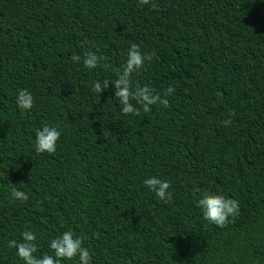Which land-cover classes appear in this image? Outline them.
<instances>
[{
  "label": "trees",
  "instance_id": "1",
  "mask_svg": "<svg viewBox=\"0 0 264 264\" xmlns=\"http://www.w3.org/2000/svg\"><path fill=\"white\" fill-rule=\"evenodd\" d=\"M150 4L0 0V264H24L8 242L25 230L38 258L71 230L91 264H264V0ZM131 43L155 54L133 85L173 86L168 107L124 114L114 85L93 91ZM97 49L110 69L83 65ZM44 124L61 133L53 153L35 151ZM152 176L171 182L167 202L143 183ZM204 193L237 200L239 214L216 226L197 206Z\"/></svg>",
  "mask_w": 264,
  "mask_h": 264
},
{
  "label": "clouds",
  "instance_id": "2",
  "mask_svg": "<svg viewBox=\"0 0 264 264\" xmlns=\"http://www.w3.org/2000/svg\"><path fill=\"white\" fill-rule=\"evenodd\" d=\"M150 0H138L139 5H149ZM150 6L155 9L157 5L151 3ZM96 51L88 50L84 53L82 63L89 69L98 66L105 70L110 69L111 65L104 63L106 57L98 55ZM154 53L142 52L140 47L131 43L127 49L126 61L121 68L115 70V79H104L103 81H94L92 89L97 94L114 85V96L122 105L121 111L124 114H135L140 116L141 110L144 113L150 111L153 104H162L168 107L167 97L175 92L173 86H168L163 90L162 96L154 94L148 85H133L131 77L133 73L138 72L145 62H151ZM73 62L81 61V56L73 54L71 57ZM132 101L136 102L134 106ZM33 96L26 89H21L16 98V105L21 110H30L33 106ZM232 123L231 114L222 121L224 127L230 126ZM60 131L56 127L48 124L42 125L35 132V151L37 153H53L56 150V144L60 137ZM143 183L155 193L161 200L167 202L171 199V193L168 191L171 182L161 179L157 176L146 178ZM10 196L14 200L26 201L27 194L24 191L11 188ZM197 206L201 209L203 217L211 223L221 228L225 227L230 218H235L239 214V203L237 200L213 193H204L197 201ZM9 248L16 249V255L24 262V264H62L63 260H73L78 257V264H91V254L84 245V240L80 236H74L73 231L67 230L49 241V248L54 255H43L38 258L34 255L37 252L36 235L31 230H25L21 233V240L15 239L8 242Z\"/></svg>",
  "mask_w": 264,
  "mask_h": 264
}]
</instances>
